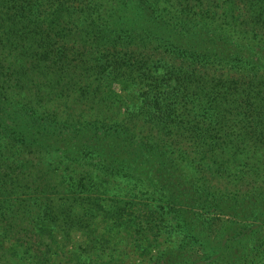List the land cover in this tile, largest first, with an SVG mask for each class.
Segmentation results:
<instances>
[{
  "label": "trees",
  "instance_id": "obj_1",
  "mask_svg": "<svg viewBox=\"0 0 264 264\" xmlns=\"http://www.w3.org/2000/svg\"><path fill=\"white\" fill-rule=\"evenodd\" d=\"M263 246L264 0H0V264Z\"/></svg>",
  "mask_w": 264,
  "mask_h": 264
},
{
  "label": "rangeland",
  "instance_id": "obj_2",
  "mask_svg": "<svg viewBox=\"0 0 264 264\" xmlns=\"http://www.w3.org/2000/svg\"><path fill=\"white\" fill-rule=\"evenodd\" d=\"M101 232H103V230H101ZM124 232L125 231L123 230V236H121L120 239L125 237ZM73 236H75V240H74ZM73 236L70 235V237H72V238L67 243L68 247L72 244V242H74L75 245H77L79 247L84 245L83 242H81V237H79L78 233L77 234L73 233ZM158 240H159V242H162L164 244H168L169 242L174 241V240L179 241V237L175 234H167L166 233L162 237L158 238ZM80 249H82V247ZM131 249L133 250V248H131ZM130 256H132V252H131ZM254 260H255V264H264V246L256 252V254L254 256Z\"/></svg>",
  "mask_w": 264,
  "mask_h": 264
}]
</instances>
